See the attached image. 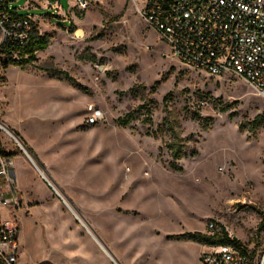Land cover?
Wrapping results in <instances>:
<instances>
[{"label":"rangeland","instance_id":"374dc122","mask_svg":"<svg viewBox=\"0 0 264 264\" xmlns=\"http://www.w3.org/2000/svg\"><path fill=\"white\" fill-rule=\"evenodd\" d=\"M28 1L14 11L33 16L49 44L24 69L0 60V121L68 206L2 132L22 206L0 210V219L20 228L18 264H114L100 240L121 264H199L211 246L169 237L209 235L210 222L264 249V98L234 75L210 76L173 57L134 0H100L66 17ZM49 1L68 13L74 4ZM91 106L103 119L87 126ZM170 124L187 152L181 171L165 147Z\"/></svg>","mask_w":264,"mask_h":264},{"label":"built area","instance_id":"2783aa9c","mask_svg":"<svg viewBox=\"0 0 264 264\" xmlns=\"http://www.w3.org/2000/svg\"><path fill=\"white\" fill-rule=\"evenodd\" d=\"M41 1L55 9L57 15L65 17L83 14L100 2L73 0L68 13L56 2L37 0V3ZM134 1L139 4L142 17L181 63L210 76L234 75L264 98V0ZM16 2L18 0H0V45L6 42L24 45L29 41L33 16L13 17L9 11L14 10ZM28 2V6L35 3ZM88 112L87 126L103 119V113L92 106ZM2 132L5 131L0 127V210L12 211L22 206V200L16 187L12 154L5 148ZM26 155L31 158L27 152ZM33 163L40 176L67 205L44 176L45 169ZM207 230L209 235H221L223 228L210 222ZM20 253L18 224L0 219V264H18ZM199 264H264V249L245 244L211 246L201 254Z\"/></svg>","mask_w":264,"mask_h":264},{"label":"trees","instance_id":"16d2710c","mask_svg":"<svg viewBox=\"0 0 264 264\" xmlns=\"http://www.w3.org/2000/svg\"><path fill=\"white\" fill-rule=\"evenodd\" d=\"M14 7V6H13ZM14 9V8H13ZM9 13L16 18H26L29 15H19L15 11H9ZM31 33L29 41L24 45H19L17 43H3L0 45V60L5 58L7 60L4 63V68L8 69L10 65L14 67H19L24 69L26 66L33 65L36 61V54L40 51H44L48 48V39L46 36H42L39 33L38 25L36 22L31 21ZM16 59H19L17 61ZM2 61V60H1ZM69 81V78H66ZM146 113H150V110H147ZM136 112L128 113L123 118L118 119V125L121 127H126L134 120ZM211 122V120H208ZM210 124H205L204 128H208ZM169 131L171 132V140L165 143V147L171 152V158L173 162L170 167L174 171H181L182 168L178 166L177 162L187 156L185 147L182 145V138L175 130L174 124H170ZM29 152L32 154L31 150ZM33 155V154H32ZM192 155H197V152H193ZM36 158V157H35ZM262 225H264V219L262 220ZM222 227V226H221ZM223 228V227H222ZM169 239L175 240H188L201 245L207 246H219V245H241L242 243L239 240L232 239L229 237L228 233L223 229L221 235H205L202 233H187L183 235H177L169 237Z\"/></svg>","mask_w":264,"mask_h":264},{"label":"bare ground","instance_id":"6f19581e","mask_svg":"<svg viewBox=\"0 0 264 264\" xmlns=\"http://www.w3.org/2000/svg\"><path fill=\"white\" fill-rule=\"evenodd\" d=\"M78 34L80 36L83 35L82 31H79ZM0 127L9 135L11 136L14 140H16L18 142V144L21 146L22 150L26 153V149L27 148V145L26 143L24 142V140L21 138V136H19L17 133H15L10 127L8 124H6L5 122L3 121H0ZM29 152V151H28ZM30 154V155H29ZM28 155L31 157L29 158L30 161L32 162V164L35 166V164L33 162H35L37 164V161L36 158L29 152ZM33 156V157H32ZM36 167V166H35ZM41 175V174H40ZM42 176V175H41ZM44 176L47 178V180L55 187L56 190H58V192L60 194H62L59 186L57 185V183H55V181L52 179V177L49 175V173H44ZM63 196V194H62ZM69 203V202H68ZM70 204V203H69ZM66 205V204H65ZM67 206V205H66ZM71 206V205H70ZM69 209V208H68ZM76 209V208H75ZM74 209V210H75ZM71 211V210H70ZM71 213L76 217H78V219L82 222V224L88 229L89 231V228L91 227V225L87 222V220L83 217V215L79 214V213H76L74 211H71ZM93 230V229H92ZM91 229L89 231V233L91 234V232H93ZM94 233V232H93ZM92 235V234H91ZM101 241V240H100ZM102 244H99L100 247L102 248V250L105 252L106 255H108L110 257V259L114 262V264H121L119 262V260L116 258V254H114V252H112L106 245L104 242L101 241ZM103 247H107V249L109 250V253L106 252L103 248Z\"/></svg>","mask_w":264,"mask_h":264},{"label":"water","instance_id":"95a60500","mask_svg":"<svg viewBox=\"0 0 264 264\" xmlns=\"http://www.w3.org/2000/svg\"><path fill=\"white\" fill-rule=\"evenodd\" d=\"M93 235L95 236V233H93ZM96 236H97V235H96ZM100 243H101V241H100ZM101 244H102V243H101ZM103 248H105V251L109 253V250L107 249V247H103Z\"/></svg>","mask_w":264,"mask_h":264},{"label":"crops","instance_id":"0c3cea01","mask_svg":"<svg viewBox=\"0 0 264 264\" xmlns=\"http://www.w3.org/2000/svg\"><path fill=\"white\" fill-rule=\"evenodd\" d=\"M13 156V155H12ZM45 264H50V263H45Z\"/></svg>","mask_w":264,"mask_h":264}]
</instances>
